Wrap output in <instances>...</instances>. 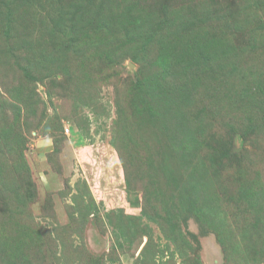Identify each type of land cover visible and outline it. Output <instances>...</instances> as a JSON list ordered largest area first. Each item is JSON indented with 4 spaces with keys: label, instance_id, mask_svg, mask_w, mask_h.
<instances>
[{
    "label": "rangeland",
    "instance_id": "obj_1",
    "mask_svg": "<svg viewBox=\"0 0 264 264\" xmlns=\"http://www.w3.org/2000/svg\"><path fill=\"white\" fill-rule=\"evenodd\" d=\"M0 264H264V0H0Z\"/></svg>",
    "mask_w": 264,
    "mask_h": 264
}]
</instances>
